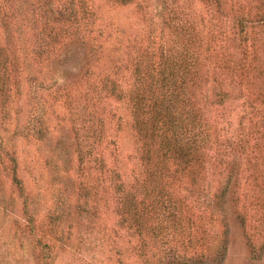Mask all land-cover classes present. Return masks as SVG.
<instances>
[{"label":"trees","instance_id":"obj_1","mask_svg":"<svg viewBox=\"0 0 264 264\" xmlns=\"http://www.w3.org/2000/svg\"><path fill=\"white\" fill-rule=\"evenodd\" d=\"M202 1L214 5V0ZM239 13L232 36L218 32L210 8L201 15L199 26H191L182 45L176 43L158 58L147 48L133 54L137 48L132 44L131 67L125 64V72L117 68L112 77L98 70L97 77L86 73L85 82L61 85L60 49L76 36L86 41L87 30L92 34L98 19L96 11L85 0H0L4 35L0 40V125L10 124L16 99L27 88L26 122L13 134L49 143L53 136L46 102L51 97L54 103L59 100L66 105L78 140L80 168L87 171L80 186L83 203L75 211L80 216L89 212L97 219L98 214H113L119 223L115 231L123 230L135 241L134 264L189 262L174 260L172 251L188 254L193 264L195 259L204 263L216 249L209 226V219L217 214L215 200L226 197L231 185L241 223L252 242V234L260 229L264 12L259 9L251 18L245 8ZM231 98L241 100L235 123L224 105ZM119 101L129 109L134 150L139 154L130 170L120 158L117 141L124 127L113 107ZM58 160L47 159L46 167L52 183L62 184L68 166H60ZM210 168L217 173L211 181ZM20 170L14 143L0 136V195L9 198L3 199V207L12 216L22 212L15 216V224L21 236L34 240L40 254L34 264H58L59 252L71 239L72 210L55 202L41 210L26 191ZM8 187L11 193L6 196ZM18 203L22 204L19 211Z\"/></svg>","mask_w":264,"mask_h":264},{"label":"rangeland","instance_id":"obj_2","mask_svg":"<svg viewBox=\"0 0 264 264\" xmlns=\"http://www.w3.org/2000/svg\"><path fill=\"white\" fill-rule=\"evenodd\" d=\"M85 1L96 11L98 19L95 27H91L92 34L87 30L86 41L76 36L60 49L57 62L60 67L58 84L61 85L85 82L88 78L86 73L97 77L98 72L103 70V75L109 74L113 77L117 68L125 72V64L129 65L128 50L132 44L137 48V53L133 54H142L147 48L158 58L175 47L176 43L182 45L189 35L188 31L192 30L191 26H199L201 15L207 13L210 8L214 11L212 22L216 29L226 34H231L235 19H238L236 17L244 8L246 12L251 13L250 18L259 9L264 12V0H214V5H205L202 0ZM262 15L264 16V13ZM25 23L27 25L28 21ZM262 29L264 35V26ZM28 35L32 38L35 33L31 30ZM3 38L0 29V40ZM92 43H95L94 55L90 51L93 48ZM114 57L119 60L115 62ZM27 92L26 88L23 97L16 99L10 124L4 127L0 125V136L5 141L14 143L21 162L19 175L31 198H36L39 208L47 209L55 202L59 208L68 205L72 210L69 219L72 224L71 239L68 245L64 246L65 249L59 252L56 262L134 264L137 258L135 241L129 238V235L126 236L123 230L115 231L119 223L113 214H98L100 219H97L90 216L89 212L80 216L77 210L75 211L76 205L83 203L80 186L81 181L86 180L87 171L84 173L80 168L78 140L66 105L58 102L59 100L54 103L51 97L46 102L48 121L51 124L49 127L53 136L49 143H34L33 140L30 142L14 136L13 131L20 130L26 122V111L30 108ZM224 105L226 115L231 116L235 123L242 108L241 100L227 99ZM113 107L116 108L118 116L121 115L124 125L117 135L120 158L130 170L137 164L139 156L134 150L132 117L126 103L114 102ZM58 139L61 144H58ZM47 159L58 160L60 166H68L65 183H52L51 174L46 167ZM65 159L68 161L63 163ZM212 171L213 168H210L209 181L217 174ZM10 191L8 187L6 196L10 195ZM3 199L9 198L0 195V264H34L40 256L33 246L34 240L30 236H21L17 230L20 227L15 224V216L22 215L19 211L22 204L18 203L19 212L12 216L3 207ZM215 204L217 214L214 219H209V226L216 249L207 256L204 263L195 259L196 264H264V210L260 229L256 234H252V242L248 237L249 231L245 230L241 223L239 210L235 205L233 185L230 186L227 196L217 203L215 200ZM48 237L55 240L49 235ZM175 246L173 243V247ZM171 256L176 261L180 258L189 260L187 264H193L190 260L194 261L188 254L185 256L176 251H172Z\"/></svg>","mask_w":264,"mask_h":264}]
</instances>
